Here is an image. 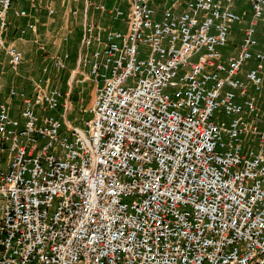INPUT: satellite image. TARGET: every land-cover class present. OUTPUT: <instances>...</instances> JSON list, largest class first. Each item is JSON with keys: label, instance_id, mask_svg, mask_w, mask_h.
I'll return each mask as SVG.
<instances>
[{"label": "built area", "instance_id": "1", "mask_svg": "<svg viewBox=\"0 0 264 264\" xmlns=\"http://www.w3.org/2000/svg\"><path fill=\"white\" fill-rule=\"evenodd\" d=\"M18 1L0 0V49L12 71L24 61L5 40ZM123 1L127 15L96 8L113 20L126 15L127 32L84 28L71 78L96 84L85 127L70 126L69 137L59 118L40 115L71 108L43 78L32 96L10 90L19 117L0 102V155L9 151L0 264H264V109L248 91L262 92L264 75L255 66L239 77L250 61L264 64L256 50L264 0H245L253 19L226 59L244 19L234 0H190L181 12ZM29 31L36 24L20 34ZM69 58L54 67L65 70Z\"/></svg>", "mask_w": 264, "mask_h": 264}, {"label": "crops", "instance_id": "2", "mask_svg": "<svg viewBox=\"0 0 264 264\" xmlns=\"http://www.w3.org/2000/svg\"><path fill=\"white\" fill-rule=\"evenodd\" d=\"M20 1L23 4V8L21 10L28 11L29 17H17V20L14 22L18 23L19 29L25 28L30 23H34L37 26V31H29L25 35L20 34L19 31L18 34L23 36V38L32 40L33 49L36 44H46L49 52L55 54L48 58L49 65H53V59L56 57L63 56L66 53L70 55V58L67 62V68L63 70L67 74L65 75L66 79L64 80L62 88L59 89L69 95L70 103H72L71 100L73 99L76 86H81H74L72 84L71 74L77 66L78 60H75V56L77 55L78 58L80 52L82 51V39L84 36L85 25L88 23L92 24L95 27V30L97 32H101L102 34L109 30H118L123 33L127 32L128 25L126 21V15L129 11L127 2L123 0H50L49 3V0H47L50 7L49 9H53L55 11L54 14H50L49 9L45 10L42 5L38 6L35 1ZM189 1L190 0H155L154 5L159 11L171 7L176 9L178 12H181L185 9ZM98 5H105L108 9L120 7L126 13V15L123 19L113 20L110 13L101 12L98 10L96 8ZM232 6L235 11L243 15L244 19L242 23L237 24L232 28L228 45L222 50L225 59L229 55L235 54L239 51V46L242 41L244 31L250 25L253 19V11L249 2L245 0H234ZM11 25L12 24L10 23V26ZM11 28L13 27L11 26ZM262 31L263 23L259 22L257 38L260 41V45L256 48V50L264 52ZM8 35H10V33L7 30L5 32V40L8 38ZM17 48L23 52V62H25V60L28 58V51H26L21 46V44H19V47ZM1 52L2 51L0 50V61L2 60ZM37 59L40 60V58ZM7 66L9 67L8 62H6V67ZM248 66L249 68L255 66L261 67L262 73L264 75V64L259 65L255 62H252ZM3 70H5V65L3 66V64H0V74L3 72ZM5 84L6 82L1 81L0 76V102L9 103L12 116L18 117L20 114V109L22 108V103L18 98L10 97V90L8 87L9 85ZM249 95L252 96V93L249 92ZM252 97L255 98L259 105L258 97ZM67 122L70 126H73L69 120H67Z\"/></svg>", "mask_w": 264, "mask_h": 264}, {"label": "rangeland", "instance_id": "3", "mask_svg": "<svg viewBox=\"0 0 264 264\" xmlns=\"http://www.w3.org/2000/svg\"><path fill=\"white\" fill-rule=\"evenodd\" d=\"M32 2H36L37 5H42V7L48 10L49 3L47 0H31ZM45 2V3H44ZM23 8V4L21 1H18L13 4L9 13H8V22L9 27L8 31L10 35L6 38L7 45H14L19 47V44L28 51V58L23 62V64L19 67L17 71H12L10 67H6V62H8V55L7 51L4 49H0L2 60L0 61L1 65H5V70L0 74L1 81L6 82L5 85H9V90L17 89L20 91H24L27 95L32 96L34 93V82L40 78L46 79L45 84L51 88H62L64 80L66 79V72L63 70H58L54 67V65H49L48 58L52 55H55L46 47V44H36L33 49V41L23 38V36L19 35L18 32L20 31L19 25L17 22L16 12L20 11ZM50 10V9H49ZM14 22V23H13ZM10 23L12 24L11 28ZM12 31V32H11ZM47 43V42H46ZM41 45H45V49H40ZM4 51V52H3ZM40 51V52H39ZM37 58H40L38 60ZM78 60L77 55L75 56V60ZM253 61L248 63L251 64ZM245 66L243 71L240 73L239 77L246 81V71L248 70L249 66ZM48 68V72L45 73L44 69ZM46 77V78H44ZM103 83L100 82V86ZM254 92H253V91ZM249 92L252 93V96L258 97L259 100V107L262 109L264 108V88L262 92H256L255 89L249 86ZM95 92H96V84L92 82H87L81 86H76L73 99L71 100V108L68 113L63 114V108H59L57 110H46V111H39L40 115H52L59 118L63 122V129L62 133L65 135L71 136V128L68 124L67 120H69L73 126H80L85 127V122L92 118V114L90 113V109L93 105V101L95 99ZM19 117V116H18ZM215 121L218 122H229V118L222 116L221 114H216ZM1 159V167L0 169L6 170L7 164L9 161V151L7 150L2 155H0Z\"/></svg>", "mask_w": 264, "mask_h": 264}]
</instances>
